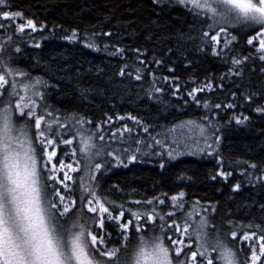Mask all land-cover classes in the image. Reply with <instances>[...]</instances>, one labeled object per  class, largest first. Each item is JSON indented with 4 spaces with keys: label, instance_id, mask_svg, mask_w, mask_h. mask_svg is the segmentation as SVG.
I'll list each match as a JSON object with an SVG mask.
<instances>
[{
    "label": "trees",
    "instance_id": "16d2710c",
    "mask_svg": "<svg viewBox=\"0 0 264 264\" xmlns=\"http://www.w3.org/2000/svg\"><path fill=\"white\" fill-rule=\"evenodd\" d=\"M1 12L14 15L4 45L11 51L9 62L40 81H6L0 113L17 94L12 87L24 82L40 95L38 107L52 115H47L51 122L65 119L71 126L72 117L79 119L84 127L77 123L76 137L84 133L95 145L96 150L88 151L93 161L84 166L89 170L86 179L79 171L65 172L73 177L71 191L65 188L67 197L59 203L69 212H53L67 218L66 234L72 224L90 227L103 239L101 245L90 246V255L105 260L103 264H125L135 242L129 212H152L161 198L183 193V211L193 201L207 204L211 218L229 235L225 243L218 232L236 253L238 264H252V252L259 255L264 244V51L259 43H248L250 33L242 25L215 32L200 9L177 0H6ZM28 19L35 31L27 26ZM11 110L14 121L22 118L35 139L33 118L15 116ZM187 120L211 122L217 128L223 164L215 156L160 162L140 154L152 140L158 147L161 131ZM68 130L54 144V164L59 160L67 165L70 150L63 138L70 137ZM39 145L35 139L37 154ZM101 147L102 154H96ZM39 160L47 195L60 184H53L51 177L67 168L45 169L46 158ZM90 193L109 207L107 219L101 212L87 211ZM156 225L159 230H152L151 237L159 236L158 220L145 226ZM165 245L172 249L168 239ZM192 248L184 247L185 263ZM103 252L114 255L104 257ZM210 257L219 264L216 252ZM195 263L208 264L200 256ZM255 264H264V257Z\"/></svg>",
    "mask_w": 264,
    "mask_h": 264
},
{
    "label": "snow or ice",
    "instance_id": "6c2138e0",
    "mask_svg": "<svg viewBox=\"0 0 264 264\" xmlns=\"http://www.w3.org/2000/svg\"><path fill=\"white\" fill-rule=\"evenodd\" d=\"M5 2L6 0H0V5L5 4ZM214 3L223 5L225 9L223 17L234 13V19L237 21H251L255 24L264 25V0H255V2L253 0H214ZM212 11L215 12V9H212ZM223 17L221 22H223ZM3 18L12 19L7 13H4ZM26 23L33 31L36 30L33 20L28 19ZM23 30L24 28L21 27V31ZM220 31L223 32L224 29L221 28ZM261 35H264V33H261ZM211 39L215 41L217 38L212 36ZM248 43L251 45L253 43L252 39H249ZM260 50L264 51V41L260 43ZM260 59H264V55ZM235 62L239 63V61ZM0 71H3L2 67H0ZM137 78L139 79V77ZM4 79V76H0V81ZM203 90L200 89L199 91ZM192 94L190 93V95ZM36 102V100L30 97L28 103H17L15 108L21 110L23 115L31 114L35 128L40 130V157L43 158L45 145L52 149L48 156L49 167L55 170L58 165L61 169L66 167L68 170H71L73 168L72 164H60L59 160H56L55 164L51 163L52 158L57 155L53 145L59 143L61 137L64 135V131H60V134L57 135L59 125L49 127L46 123V114L42 110L37 116V113L33 111ZM25 108L28 109L27 113L23 112ZM261 111H264V109ZM0 120H3L6 124L11 120V115L7 109L3 113H0ZM239 122L237 120V123ZM125 131H130V129H125ZM201 132H203V129H201ZM46 136L48 138L45 140ZM66 142L68 144L72 143L71 140H67ZM89 148L88 142L85 141L81 151L87 153ZM61 151H64V149H61ZM96 154H102V147ZM23 159L24 163L21 166L20 153H10L5 157L4 167L6 175L4 182H0V264H62V260L67 259H74L76 264H92L89 252L81 244L84 225H79L81 232L72 238L71 256L68 257L60 250L62 240L57 229L52 224V221L56 220V216L52 212L53 209H56L61 214L69 212V209L64 207L62 203H59V201L67 197L68 193L64 191L65 188H68V192L71 191L69 185L73 177L63 172L59 176H52L51 180L53 184H56L57 180L60 181V184H56L52 192L45 195V188L47 186L43 183L45 177L39 171L37 156L32 154L30 150L23 153ZM132 159L134 160L135 157H132ZM100 167V163L95 164L96 169H100ZM221 175L224 174L221 173ZM238 187L237 185L236 189ZM52 195L55 196V199H49L48 205L45 207L44 201L48 199V196ZM90 195L92 194L90 193ZM183 195V193L179 194L180 197H183ZM177 199V196L172 197V200ZM159 202L161 204L164 203L163 199ZM69 203H75V201H69ZM152 203L153 201H148V204ZM87 211L95 214L97 208L89 207ZM99 212L108 214L109 207H106L104 203H100ZM104 219H107V216ZM148 219H151V217H143L145 221ZM56 222L58 223V220ZM100 223L102 226L103 220ZM185 231L187 232V230ZM188 235L189 238L196 236L197 239L201 240L200 251L191 254L192 261H196L198 256H207L209 248L206 245H210L212 250L219 256L222 264H238L236 253L230 247L223 244L219 238L215 240L207 238V234L203 231V222L200 225V230L188 233ZM88 237L90 238L89 248L91 245L99 246L103 243V239L98 234H94L93 231L88 232ZM233 238H235V233L233 234ZM244 238L248 239L249 237L245 236ZM106 254L111 257L114 255V252H106ZM181 254L176 253L177 256ZM261 257H264V244L260 246L259 255L255 251L252 252V264H255ZM141 258L145 262L151 261L152 264H174L170 249L165 247L162 242L156 244L152 251L141 249L140 255L137 258V264H140ZM176 264H179V262L177 261ZM208 264H212V261L209 260Z\"/></svg>",
    "mask_w": 264,
    "mask_h": 264
},
{
    "label": "rangeland",
    "instance_id": "374dc122",
    "mask_svg": "<svg viewBox=\"0 0 264 264\" xmlns=\"http://www.w3.org/2000/svg\"><path fill=\"white\" fill-rule=\"evenodd\" d=\"M162 1H166V0H161V2ZM177 1L181 3H188L193 7L200 9L204 13V16L209 17L213 30L215 32L220 33L221 28H223L224 29L223 32H225L227 29H232L237 25H242L240 27H244L247 34L250 33L249 39L251 38L254 43L260 44L261 41H264V35H261V33H264V25L255 24L254 22L251 21H237L234 19V15H235L234 13L228 14L226 17H223V13L225 12L223 5L219 3H214V0H177ZM197 5H199V7H197ZM212 9H215V12H213ZM4 13H7L10 17H12V19H14V15L12 12L0 13V67L3 68V71H0V76L5 77L3 81H0V94L4 92V86L6 84V81H40V80H32L31 76H29L24 70H22L21 67L19 68L18 66H15L14 64L9 62L11 51L6 49L4 45H5V41L7 40L6 37L9 36L12 19H4L3 18ZM222 17H223V22H221ZM23 23L24 21L22 20L21 24ZM254 29H257V34L256 35L253 34L252 36L251 31H253ZM255 39H257L258 41H256ZM28 85L29 84H24V82L23 83L19 82L17 86L12 87L11 92H15L17 94L12 98L11 103L7 101V103L11 105V106L9 105L10 107H8L7 110L11 115V120L16 126L15 143L17 147L21 148L23 150V153L29 152L31 150L32 154L37 156L38 168L39 171L41 172L42 164H40L41 162L39 160L40 155L37 154V152L35 151V139L39 141L40 144V139H41L39 137L40 130L37 129L38 130L37 137L33 139L30 133L27 131L28 127L25 125L24 120L20 118L19 122H15L14 115L11 110L13 109L15 116H21V117L29 116V118H33L31 114L23 115L21 113V110L15 108V105L17 103L20 104L28 103L29 98L31 97L33 100L37 101L35 107L33 108V111L37 113V116L39 115L41 111L38 107V102L40 101V95H36L37 92H34L33 90H29L30 87ZM42 111L46 114V123L49 127L59 125L57 134L60 133V131L62 130L64 131L66 128L69 127L68 133L69 132L71 133L70 137L66 139L63 138V143L64 145H66V147L67 145L69 146L68 149L70 151L67 155L68 157L67 164H72L73 168L71 170L64 169L63 170L64 173L67 171L73 174L72 171L74 172L79 171L86 179L87 174H89V170H87L84 166L89 165L93 161V156L89 155L88 152L85 153L81 151V149H83L85 141L88 142L90 149L91 148L93 150L96 149L93 142L90 143L89 139L86 140V136L84 135V133L80 135L78 138L76 137L77 123L81 126L82 130L84 127V123L75 117H72L75 123L72 124L71 126H68L66 123H64L65 119L62 122L53 123L50 121L51 119L50 120L48 119L47 112L44 109H42ZM23 112L27 113L28 109L27 108L23 109ZM67 121L70 122V118H67ZM42 127H43V122H42ZM171 129H174V131H172ZM201 129H203V132H201ZM173 132L177 134L175 135ZM179 135L180 138H178ZM153 136L155 137V135ZM47 138L48 137L46 136L45 140ZM67 140H71L72 143L68 144L66 142ZM156 141H160V135L156 136ZM150 144L151 145L143 147L142 151L139 145H137L138 151H141L140 154L148 160H154V161L157 160L160 162H175L185 157H192L195 159H206L215 156L218 162H221L222 164L224 163L223 153L221 151V136L217 132V128L211 122L202 123V121H198V120H187L178 123V125H174L169 130L161 131V141L158 143V147L156 145L153 146V144H155L153 140L151 141ZM53 147L55 148L54 145ZM51 150H52L51 148L45 145V152L43 155V158H46V160H44L45 169L50 168L46 164L50 163L48 156ZM136 152L137 150L135 151V153ZM54 159L55 157H53L51 160L52 164H54ZM81 179L82 176L80 177L79 180L80 185L83 181V179L82 181ZM177 197H178L177 200H172V197H169L166 200L164 198H161L163 199L164 203L161 204L160 202H158L159 206L157 207V210H153L152 212L151 211L148 212L143 208H141L142 210L140 208H136V210L129 212L134 217V219L129 223V226L131 229H134L133 230L135 235L134 243L138 241H143L144 238L147 237L149 239H158L160 242L164 243L165 245V241L168 239L172 244V249L170 250V254L171 253L174 254V256L171 255L174 264H176L177 261L179 262V264H196L195 261L191 260V254L200 251L201 240L197 239L196 236H191L189 238L188 233L196 232L200 230V225L203 222V231L207 234V238L209 240H215L216 238H219L220 241L223 243V240L221 239L218 233L220 232L225 243H227L225 239H227L229 235L226 233V231L222 230L223 227L219 225V223L216 220H213L211 218L213 212L208 211L207 204L198 201H193L192 207L184 212L183 210L186 209L187 207V204L183 200L185 194L183 195V197H180L179 195H177ZM100 203H102V199H100L97 196V194L94 193L88 196L86 209H88L89 207H95L97 208V213H100L99 212ZM44 205L45 207H47L48 205L47 199L44 201ZM116 206L119 207L118 204H116ZM124 211L121 210V213L124 214ZM53 214L56 216L54 212ZM101 216H105V214L102 213ZM142 216L151 217V219L145 221L143 220ZM162 218H164L165 221H162L161 220ZM57 220L58 223L56 222ZM151 220H158L160 225V232H158L159 236L151 237L152 230H156V229L159 230V227L157 225L156 227H154V229L149 227L145 228V226H147L148 222H150ZM52 224L57 229L58 233L61 236L67 233L68 229L66 227H69L67 218L59 219L56 216V220H53ZM58 227L61 228L62 231L59 230ZM73 227L74 224H72L71 227L69 228L70 229L69 233L72 231ZM209 228L210 229L213 228L215 230L212 231ZM146 229L150 231V236L147 235ZM88 230L92 231L90 227L88 228ZM185 230H187V232ZM226 246L232 249L231 246L227 244ZM184 247H193L192 248L193 252L189 253V258L188 260L186 259V263L183 260L186 254L184 253ZM206 247L209 248V251L207 256H203L202 259L205 263H208L209 260H211L210 256L215 252L212 250L210 245H206ZM173 248L176 251H174ZM176 253H182V254L177 256ZM104 254H106V252L105 253L103 252V256ZM104 261L105 260H102L100 258V264H103ZM118 264H124V263L120 260ZM219 264H222L221 260H219Z\"/></svg>",
    "mask_w": 264,
    "mask_h": 264
},
{
    "label": "clouds",
    "instance_id": "9594fccd",
    "mask_svg": "<svg viewBox=\"0 0 264 264\" xmlns=\"http://www.w3.org/2000/svg\"><path fill=\"white\" fill-rule=\"evenodd\" d=\"M255 2V0H253ZM16 137V126L13 121L10 120L7 124L0 120V182H4V177L6 175V170L4 167L5 157L10 153H20L21 166H23V150L18 148L15 143ZM7 145V147H5ZM72 231L68 234L61 236L62 244L60 245V250L63 252L65 256H71V240L74 235L79 234L81 232V228L79 227V223L75 224ZM58 232V231H57ZM88 228L84 226L83 235L81 236V244L85 247V250L90 254V238L88 237ZM70 237V238H69ZM160 243L158 239H149L147 237L144 238L143 241H138L134 243L128 253V258L125 264H137V258L140 255L141 249H145L147 251H152L156 244ZM165 246V245H164ZM166 247V246H165ZM92 259V264H100V260L98 258H94L90 255ZM62 264H76L74 259L62 260ZM140 264H152L151 261L145 262L143 258L140 259Z\"/></svg>",
    "mask_w": 264,
    "mask_h": 264
}]
</instances>
